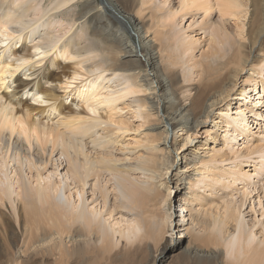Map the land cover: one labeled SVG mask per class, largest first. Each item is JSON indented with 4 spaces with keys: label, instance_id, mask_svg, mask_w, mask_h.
<instances>
[{
    "label": "bare ground",
    "instance_id": "obj_1",
    "mask_svg": "<svg viewBox=\"0 0 264 264\" xmlns=\"http://www.w3.org/2000/svg\"><path fill=\"white\" fill-rule=\"evenodd\" d=\"M78 1L49 0L43 10L39 0H0V63L10 59L0 67L3 264L129 262L140 243L132 242L133 237L137 239L135 232L139 236L143 233L142 239L150 231H160V240H165L173 227L174 189L184 192L176 214L184 235L180 239L185 240L176 242L172 250L185 246L186 264H264V197L259 201L262 219L252 216L247 220L249 214L245 211L255 191V185L250 184L253 177L258 183L264 182V135L257 125H249L248 115L255 113L262 119L264 115L249 105L238 109L234 117L229 110L221 115L225 121L218 122L223 124L222 146L213 145L211 151L202 154V145L192 147L205 120L237 96L238 83L249 67L247 54L257 58V52H264V0H180L177 9H165L164 2L156 12L168 13L167 17L158 15L156 24L146 29L138 15L155 0H104L101 13L105 16L110 9L120 28L101 37L99 43L95 37L84 38V34L56 35L59 12L70 13L66 18L71 33L75 23L71 9ZM121 1H133L138 8L140 5L138 15H122L117 10ZM193 9L206 16L215 11L221 23L246 19L250 10L253 17L246 38L243 28H239V43L231 42V36L220 31L213 36V43L217 37L222 39L223 48L238 45L227 61L221 62L223 58L215 50L207 58L218 56L219 60L206 65L189 64L187 77L193 79L196 75L197 79L190 86L187 103L182 104V95L171 88L173 69L165 64L167 61L175 67L179 61L173 60L163 40L172 41L165 32L173 34L178 16L185 19L182 13ZM85 16L75 17L76 21ZM174 38L175 47L182 52L179 60L187 55L196 58L192 47L197 42L193 38L187 41L180 33ZM19 40L25 42V47L28 43L32 46L25 48L26 52L24 48L17 51L15 43ZM260 56L264 58V53ZM59 57L79 61L80 69L73 78L81 74L79 71L89 76L73 101L82 111L64 116L58 112L59 99L55 96L62 88L52 87L50 69L58 68ZM45 60L49 61L48 67L37 69L36 65ZM254 68L251 71L255 73ZM245 82L251 85L238 94L251 95L261 84L258 99L253 101L263 106L264 80ZM24 96L29 100L25 101ZM41 96L46 103L34 105ZM251 98L243 100L250 103ZM66 100L62 97L61 103ZM42 105L48 106L36 107ZM89 107L98 115L89 112ZM125 109L136 117L154 119V133L137 142L135 148H130V142L120 144L119 132L124 128L113 122L114 113L118 115ZM55 117L60 120L55 122ZM258 133L261 140L255 138ZM239 137L244 141L240 146ZM118 144L120 148H116ZM115 152H129V156L118 158ZM180 159L185 161L184 170L178 163ZM225 163L235 167L226 168ZM245 163L257 175L245 171ZM153 195L163 211L161 225L147 213L146 201ZM119 214L122 221L130 214L134 217L133 228L127 234L117 231L119 224L111 222ZM117 234L129 243L124 252L117 251ZM168 246L165 240L162 248L167 250Z\"/></svg>",
    "mask_w": 264,
    "mask_h": 264
},
{
    "label": "rangeland",
    "instance_id": "obj_2",
    "mask_svg": "<svg viewBox=\"0 0 264 264\" xmlns=\"http://www.w3.org/2000/svg\"><path fill=\"white\" fill-rule=\"evenodd\" d=\"M103 1L104 0H79L77 4H75L73 8L71 9L72 11L71 19L73 20L75 19V23L73 24L74 27L71 33L69 34L68 32L70 28L67 26L68 20L66 17L70 13L68 15H65L66 13L63 15L62 12H59L56 17V21L58 20L59 22L58 25H56V29H55L56 35L63 36L67 33L66 37H68L69 35H72V34H78V35L84 34V38L90 39L91 37H95L97 39V43H99L98 40L101 37H104L108 33H112V32L116 33L117 32L116 30L120 28V24L114 18L115 16H113V12L110 9L107 8L109 13H106L105 16L101 13L102 7L106 5ZM109 1L112 2L111 0ZM48 2L49 0H39L38 3H41L42 9L46 10ZM164 2H167L165 9H174V8L177 9L180 4V0H155V2L152 5H148L147 7L143 8L144 10H146L144 11V13H142L141 15H138L140 5L138 8V7H135V4L133 3V1L132 2L121 1L118 3L120 7H118L117 10L122 11V15L124 16L127 13L132 14V15L134 14L138 15V17L141 18L142 20V24L144 28L146 29L148 25L156 24L158 20L157 19L158 15H160L161 17H167L168 13H165V12L157 13L156 12L159 7L163 6ZM85 14L86 16L83 19H81V21L80 20L76 21V18L80 17V15L83 16ZM182 15L185 16L186 18L182 19V18H179V17H182L181 15L178 16L177 24L175 23L172 33L175 36H176V33H180L181 36L183 35V38L185 37L184 39H186L187 41H192V38H193V41L197 42L192 47L193 55L196 58L193 59V58H190V55H187L186 58L179 60V56L181 55L182 52L177 47H175V41H173V39L175 38H174V35L171 33L165 32V35L171 38L172 41L165 38L163 40V43L166 49L171 53L173 60L179 61V64L175 67H172L170 62H167V61L165 64L170 66L171 69H173L172 71L173 79L171 80V88L174 90L173 92H177L178 94L182 95V104H183L184 102L187 103L186 99L190 95V91H191L190 86H193L196 81L195 79H197L196 75L193 79H190L189 77H187V75L190 74L189 64L192 62L194 63L199 62L202 65H206L207 63L215 62L216 60H219L220 58L218 56H216V58H211V59L207 58L211 56V54H213L215 50H218L219 55L222 56L223 59L221 60V62L227 61L232 56L234 49H236L238 45L236 44L234 48H231L229 45L223 48L221 44L222 39H219V37H217V40L215 41V43H213L212 41L213 36L215 35L216 31H220L222 35H225L226 33L229 34L231 36V42L235 41V43L236 42L239 43L240 41V38L238 36L239 31H240L239 28H243V35H244V38H246L248 36V31H249L248 28L250 26L249 22L250 20H252L251 18L253 16H252V10H250L246 19L243 18L241 19V21H237L236 19H229L227 23H221L220 21H218L219 14L215 11L213 12L212 15L206 16L204 12L197 13L193 9L189 13H186V12L182 13ZM103 30H105L106 32L102 33ZM134 40L136 43H138L137 39H134ZM245 42L246 40H244V43ZM22 45H24V47H22ZM30 46H32V43L31 44L28 43V46L25 47V42L23 40L22 41L19 40L15 43V47L17 51H20L24 48L22 51L26 52L27 50H25V48L26 49L30 48ZM257 54L259 55L257 58L255 56L249 57L250 53L247 54L246 58L250 59L248 63L249 67L246 68V71H245V74L243 75L242 80L238 83V86L235 91L237 96L231 97L228 103L225 102L224 104H221L220 108L217 111H215V113L209 119L205 120L206 122L205 125L202 126L198 130V133H196V136H195L196 139L192 147L196 149V147H198L199 145H202L200 154H202V152L206 150L211 151V148L213 147V145H217L219 147L222 146L223 139L221 138L220 133L223 132L224 130H222L223 124L218 123V122L225 121L224 119H222L221 115L229 112V110H231V113H229V115L234 117V113L238 109L243 108V106L246 107V105H249L250 109L253 108L257 110V112H260L264 115V105L258 106L257 105L258 103H256V100L253 101L254 99H258L259 95L257 94L259 92V87H261V84H257L256 86L258 87V90L256 91L254 90V92L251 93L252 98H251L250 103L245 102L246 100H243V99L246 97L248 98L251 95H248V93H245V92H243V94L245 95L238 94L240 93L241 90L248 89L249 85H251L249 83H246L245 81L251 82L252 80H256L258 83H260L262 79L264 80V61H263L264 58H260L261 56L258 52ZM8 62H10V59H7V61L4 60L3 63H0V67L5 66V64ZM77 62L79 61H77L76 59L69 61L66 58L63 59L59 57L57 59L58 68L50 67L51 71L53 72L52 75L54 79V84L52 85V87H55V86L60 87L62 84L66 83L67 81L72 80V78L75 76V72L80 69ZM48 65H49V61L45 60L42 63L37 64L36 68L46 69ZM253 68H254L255 73L251 71L253 70ZM79 72L81 74L79 73L77 74L78 79H76V87L74 89L70 91L62 89L60 92H57L55 95L59 99V103H58L59 105L58 104L57 105L60 111L58 112L62 113L63 114L62 116L70 114L74 111H78V112L82 111L80 108L74 105L73 101L75 100V98H77L80 87H82V85H84L87 81H89L88 80L89 76L86 75L84 71H79ZM28 74L30 75V72ZM19 75L20 74H17L15 77ZM5 76H8V75H5ZM63 77H65V79ZM31 78H35V77H31ZM6 81L4 82L8 83L10 80L7 79ZM14 87H16V85H14ZM5 91H8V90H5ZM2 92L4 93V89L2 90ZM62 97L67 98L64 104L61 103ZM23 98L25 99V101L29 100V97L24 96ZM261 100H263V98H261ZM227 104L230 105L228 108H227ZM34 105H36V103H34ZM46 106L42 105V106H36V107L39 109H44ZM124 108H126V106H124ZM114 114H115V121H113L114 124L115 125L120 124L124 128V130L119 132L120 138L118 141L120 142V144L122 142H130L133 144L130 148H135L137 147V142H140L145 137H148L150 134L154 133L151 128L154 125L153 118L151 120H146L145 118L136 117L128 109H125L124 112L119 113L118 115L116 113ZM248 116H249V125L250 124L255 125V127L257 125L260 129V132H262L261 135L263 136L264 135V120H263L264 117L262 119L261 117H258L257 115H255V113H250ZM59 120L60 118L59 119H57L56 117L54 118L55 122ZM226 120H230V118H227ZM262 136H260L258 133V135L255 138L257 140H261ZM240 137L243 139V136H240ZM240 137L238 138L239 140L241 139ZM243 142L244 141L240 140L239 146ZM120 144H118L116 148H120L121 147ZM116 156L118 158L124 159V158H127V156H129V152H124L123 154H116ZM178 163L182 164L181 168L182 170H184L185 161L183 159H180ZM224 166L226 168H232V166L235 167L234 164L232 165L230 163H225ZM224 166L220 168L223 170ZM243 168L245 169V171H249L248 173H251V174L255 173L254 168L251 167L250 164H247V163L243 164ZM255 175H257V173H255ZM255 178L253 177L254 182L250 183L251 186L255 185L254 187L255 191L249 196L248 201H247L246 208L248 210L247 209L245 210L246 213L248 212L247 214H249L247 220L250 219L252 216H254V218L256 216L257 217L259 216V219H262V216H260L261 207H259V203H260L259 201H260V197L261 198L264 197V190H261L262 186L264 185V182H259L260 183L259 184L258 179L257 178L255 179ZM242 187L243 186L240 185L239 188H242ZM183 193L184 192L176 191L175 189L173 190L172 200H173L174 217H173V227L171 228V230L167 233L165 237V240H167L168 245H169L167 250H164L162 248L165 240L164 241L160 240L161 234H158L160 231L158 233H156L155 230L153 232L150 231V233H148V235L145 236L146 240L145 238L139 239L143 236V233H141L142 236H139L140 233L137 234V232H135L137 239L133 237L132 242L134 244H138L139 242L140 243L138 244L136 251H134L135 253L133 257L130 256V258L132 257V259L129 262H123L122 260H119V261L116 260L117 264H186L187 263L186 261L187 258H186L185 251H184L185 246L182 249H177L175 251L172 250L176 242L185 240V238L180 239L184 235L182 234L183 231H182V228L180 227L181 222L179 220V216L178 214H176V212L178 213V210H179L178 200L182 199ZM89 200H91L90 196H89ZM262 201H264V199ZM254 207L256 209L255 214L256 212L258 213L256 215L254 214V212L251 213V210ZM146 208H148L147 213L152 214L154 217H156V221H158V225H161V221L163 219L162 218L163 211L161 210L160 205H159V200L155 195L147 199ZM123 215L126 217L125 213H123ZM111 222L119 224L118 227H115L117 231H123L127 234L128 229L131 230L133 228V224L135 221H134V217L131 214L129 215V217L125 218L124 221H122V215L119 214V215H115L113 219H111ZM154 233H156L157 235L154 236ZM150 235H152V237ZM116 240H118V243H119L117 246V251L124 252L125 250L124 246L126 244H129L126 238H123L121 237L120 234H117ZM3 261H4V258L2 255V251L0 250V264H3Z\"/></svg>",
    "mask_w": 264,
    "mask_h": 264
},
{
    "label": "snow or ice",
    "instance_id": "obj_3",
    "mask_svg": "<svg viewBox=\"0 0 264 264\" xmlns=\"http://www.w3.org/2000/svg\"><path fill=\"white\" fill-rule=\"evenodd\" d=\"M37 51H39V50H37ZM38 59H39V57H38ZM21 63L27 64V63H29V61H21ZM76 79H78V78H73L72 80H69L66 83L62 84L60 87L62 89H64V90H69L70 91V90H72V89H74L76 87ZM34 103H36V104H42V103H46V101L41 96V97H37L35 99ZM88 111L91 112L94 116L95 115H98V113L92 107H89L88 108Z\"/></svg>",
    "mask_w": 264,
    "mask_h": 264
}]
</instances>
